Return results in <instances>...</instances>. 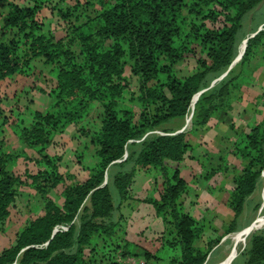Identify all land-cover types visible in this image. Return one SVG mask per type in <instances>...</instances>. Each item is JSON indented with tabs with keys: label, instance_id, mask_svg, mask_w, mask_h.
Returning a JSON list of instances; mask_svg holds the SVG:
<instances>
[{
	"label": "trees",
	"instance_id": "obj_1",
	"mask_svg": "<svg viewBox=\"0 0 264 264\" xmlns=\"http://www.w3.org/2000/svg\"><path fill=\"white\" fill-rule=\"evenodd\" d=\"M261 1L0 0V82L25 74L41 58L57 70L50 94L56 93L58 107L62 103L56 111H35L31 124L14 132L21 147L34 153L24 156L34 169L26 168L23 174L8 170L7 163L22 155L0 152V231L24 186L42 200L41 214L26 220L12 243L0 251V264H86V250H93L91 238L114 225L107 222L114 206L108 184L103 185L105 175L130 142L188 113L206 77L230 65L243 18ZM47 22L61 26L64 35L44 32ZM263 38L264 32H260L248 39L242 63L250 59L252 47ZM181 65L193 70L182 73ZM129 76L136 82V92L129 90ZM232 85L229 81L225 88ZM216 97L220 99L222 94L218 92ZM95 101L102 109L99 123L90 131L96 162L90 175L79 180L60 171V155L48 154L60 146L56 138L64 133L66 124H76ZM216 109L217 105L200 106L193 130L207 124ZM6 115L0 107L3 122L9 118ZM245 141L236 153L246 163L234 177L227 201L233 213L231 226L264 166V117L250 128ZM190 147L182 133L147 138L129 155L131 172L114 174V186L124 199L135 171L157 172L152 178L153 183L160 182L158 198L147 200L169 224L166 230L171 241L165 245L180 247L178 258H171L169 264H203L211 250V242L206 251L195 246L199 235L196 221L178 203L187 184L177 166L167 165L181 163ZM169 169L173 171L169 173ZM58 187L60 203L50 197ZM80 213L76 229L74 221ZM137 255L147 261L158 259L147 251ZM245 264H264V228L250 237Z\"/></svg>",
	"mask_w": 264,
	"mask_h": 264
},
{
	"label": "rangeland",
	"instance_id": "obj_2",
	"mask_svg": "<svg viewBox=\"0 0 264 264\" xmlns=\"http://www.w3.org/2000/svg\"><path fill=\"white\" fill-rule=\"evenodd\" d=\"M47 14L49 13L47 12ZM50 18L51 15H48V19ZM43 31H49L55 37L64 35L61 26L56 27L53 23L48 22L45 23ZM260 32H264V0L243 18L230 65L223 72L217 75L209 74L206 77L204 85L195 94L188 113L183 118L176 119V122L170 121L163 124L147 132L140 139L130 142L123 157L112 165L110 171L105 175L103 185L108 184L114 206L107 222L114 225L107 232L99 230L98 234L91 238L93 250H86V264H110V262H117V264H169L171 258H178L179 245L175 244L170 247L165 245V242L171 241L166 230L169 224L164 221L162 213H156L153 203L147 200L158 198L160 182L153 183L157 172L135 171L124 199L119 197L114 186V174L119 171L131 172L133 159H129V155L134 153L139 144L147 138L180 133L185 135L190 133L193 135L194 132L200 133L202 127L193 130V118L200 106L206 107L208 104L217 105V109L213 111L207 122V124L210 122L207 132L213 130L220 140L216 144L215 141H212L213 134L210 133L206 141L209 149L219 146V151L208 150L206 156L197 157L194 163L188 159L183 160L182 166L185 169H190L184 171L183 179L190 183V186L196 185L193 188L197 190L200 199L196 206L199 208L198 210L185 202H179L182 203L179 204V207L182 212L191 213L193 219L197 220L196 227L199 230V235L195 246L206 251L208 243L211 242L209 246L211 250L203 264H245L250 237L258 234L264 228V166L260 171L253 193L246 198L233 226H231L233 216L224 217L225 207L223 204L208 198L221 196L225 189H229L227 201L229 200L231 189L228 183L232 182L233 184L234 177L238 173L237 167L240 165L237 164V161L241 160L236 151L246 142L245 135H240L241 130L244 128L249 132L250 128L254 126L253 124L257 121L261 122L264 117V38L257 46L252 47L253 55L250 59L246 63H242L248 39ZM180 69L182 73L193 70L186 65H181ZM56 76V68L51 64L45 65L39 58L30 64L25 74L8 77L0 82V107L9 116L6 122L0 118V137L4 136L5 139L0 152H18L22 155L15 162L7 163L8 170L15 169L23 174L26 168L34 169V165L24 160V156L31 157L34 153L21 147L14 132H17L21 127H28L35 111H56L62 108V103L59 107L56 104L58 100L56 93L50 94ZM128 80L129 90L136 92L134 78L129 76ZM229 81H233V85L227 89L225 84ZM218 92L222 94L220 99L216 97ZM128 96L129 94L126 92L125 99ZM207 96L206 102L204 99ZM8 110L12 111L11 115ZM101 110V105L98 102H92L76 124H66L64 133L57 136L56 140L60 146H56L48 155H52L53 152L61 156V172L74 174L79 180H84L90 175L96 162L93 147L90 144V131L99 123ZM82 128L89 129V132L81 131ZM245 163L246 161H242V166ZM197 170L201 172L200 176L196 174L195 179L191 178L192 172H197ZM172 171V169L168 170L169 173ZM210 171L213 174L211 180H208L209 178L205 177ZM216 172L220 173V177L216 176ZM217 178L218 181H216ZM66 183L69 181L67 180ZM151 183L154 185L152 184V186ZM60 188L58 187L55 192L50 193L51 199L57 203H60L58 195ZM41 204L42 200L33 190L28 186L22 188L5 221L3 230L0 231V251L12 243L16 233L26 220L41 214ZM85 205H88V202ZM81 215L80 213L74 221L76 229L80 224L79 217ZM117 222L118 224H116ZM229 228L231 230L226 233ZM217 240L220 241L217 243ZM145 251L152 253L158 259L151 258L147 261L143 256L137 255ZM120 252L128 254L121 256Z\"/></svg>",
	"mask_w": 264,
	"mask_h": 264
},
{
	"label": "crops",
	"instance_id": "obj_3",
	"mask_svg": "<svg viewBox=\"0 0 264 264\" xmlns=\"http://www.w3.org/2000/svg\"><path fill=\"white\" fill-rule=\"evenodd\" d=\"M171 121H173V122H176L177 120L176 119H173V120H171ZM210 123V122H209ZM207 124V125H205V126H203L200 130H201V132H200V130H199V132L200 133H198V132H194V134L192 135L191 133L190 134H186L185 135V140L189 143V145L191 146L190 147V151H189V153H188V155H187V158L186 159H188V160H190V162H192V163H194L195 161H196V159H197V157H199V156H206L207 154H208V150H211L212 152H215V151H219V149H218V147L219 146H217V147H212L211 149H209L208 148V143H207V141H206V138L208 139V135L210 134V133H212L213 134V136H212V141H215L216 142V144H218L219 142V140H220V138L219 137H217L216 136V134H215V132L212 130V131H208L207 132V128L208 127H210L209 125L210 124ZM259 123V121H257L256 123H254L253 125H256V124H258ZM208 126V127H207ZM236 127V126H235ZM249 127V126H248ZM231 129H232V126H231ZM242 132H241V136H243V134L244 135H246L247 133H248V131L245 129L244 130V128H242V130H241ZM206 134V135H205ZM205 135V136H204ZM202 148H205V149H202ZM202 150V151H201ZM234 157H236V156H234ZM241 159V158H240ZM183 162V161H182ZM182 162L181 163H179V164H174V163H171V162H167V165H168V167H170V168H174L175 166H177L178 167V170H179V172H180V175H181V177L183 178V173H184V171L186 172V171H189L190 169H188V168H184L183 166H182ZM237 164H240L237 168H238V173H236V175H238L239 173H240V171H241V168H242V160H240L239 162L237 161ZM184 165V164H183ZM211 171H212V169H210ZM210 171V172H211ZM139 172V171H138ZM137 172V173H138ZM196 172V171H195ZM194 172V173H195ZM210 172H208V174H207V176H206V179H207V177H209V173ZM194 173L192 172V174L190 175V176H192L191 178H193V179H195V176H196V174H198V176H200V174H201V172L200 171H198L197 170V172L195 173V175H194ZM207 173V172H206ZM220 173L219 172H216V176L217 177H220V175H219ZM211 177H209V179L208 180H211L210 179ZM219 179L217 178V180L216 181H218ZM186 182V184H187V188H189V189H187L188 190V192L186 193H184L180 198H179V200H178V203L179 202H182V203H187L188 205H190L191 207H195L196 208V210H198L199 208L198 207H196L197 206V203H198V201H199V199H200V196L198 195V193H197V190H195V188H193V187H195L193 184L190 186V183H188L187 181H185ZM153 183H151V185H152ZM229 185L228 186H230V189H232V187H233V184H232V182H230V183H228ZM154 185V184H153ZM152 185V186H153ZM217 185V184H216ZM214 188V187H213ZM216 188V187H215ZM186 190V191H187ZM228 193H229V189L227 190V189H225V191H223V196L221 195V196H216V197H210V198H208L209 200H212V201H214V200H217L218 202H220L221 204H223V206L225 207L224 209V217H231V216H233V213L231 212V210L229 209V207L227 206V197H228ZM208 196V195H207ZM206 196V197H207ZM205 197V196H204ZM222 197V198H221ZM207 200V199H206ZM211 201V202H212ZM182 203H179V204H182ZM187 213H189V212H187ZM190 214V216L192 217V215H191V213H189ZM193 218V217H192ZM198 219V218H197ZM196 222H197V220L196 219H194ZM213 220H215V219H213Z\"/></svg>",
	"mask_w": 264,
	"mask_h": 264
}]
</instances>
